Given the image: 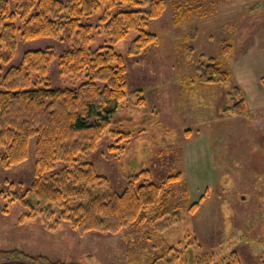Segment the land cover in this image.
I'll use <instances>...</instances> for the list:
<instances>
[{"label": "rangeland", "instance_id": "374dc122", "mask_svg": "<svg viewBox=\"0 0 264 264\" xmlns=\"http://www.w3.org/2000/svg\"><path fill=\"white\" fill-rule=\"evenodd\" d=\"M7 1L14 9L21 0ZM164 1L147 29L155 43L128 56L137 35L131 31L112 46L125 60L127 98L95 148L75 164L94 167L101 180L89 190L102 201L130 182L137 188L180 180L162 185L141 225L79 232L56 205L51 216L32 199L30 139L25 161L0 167V264H235L234 254L238 264H264V0ZM101 13L81 21L93 26L91 50L103 45L96 27ZM17 43L1 74L28 51L50 50L51 88L86 81L58 75V56L78 47L75 40L21 41L17 34ZM212 60L222 62L225 82L207 79L202 68ZM63 166L57 162L48 173ZM86 198L71 200L68 210ZM165 209L164 218H155Z\"/></svg>", "mask_w": 264, "mask_h": 264}, {"label": "trees", "instance_id": "16d2710c", "mask_svg": "<svg viewBox=\"0 0 264 264\" xmlns=\"http://www.w3.org/2000/svg\"><path fill=\"white\" fill-rule=\"evenodd\" d=\"M165 4L164 0H21L10 9L7 0H0V65H7L13 58L17 34L21 41L63 36L79 44L64 50L57 60L59 76L86 79L73 89L50 87L47 76L54 57L50 50L26 52L18 66L3 74L0 68V167L25 161L29 140L35 138L34 180L29 189L32 199L40 213L51 216V205H56L62 210L60 217L79 232L114 233L131 223L141 225L162 185L180 180L176 175L161 186L149 183L137 188L130 182L123 193L102 201L89 190L101 180L94 167L75 164L77 156L95 148L110 126L111 115L127 98L125 60L112 46L131 31L137 35L128 47V56L155 43L157 36L147 29L161 16ZM100 8L102 15L96 27L102 30L103 45L91 50L93 26L81 21ZM226 54L221 50L218 57L223 60ZM221 63L212 60L203 66L210 82L226 81L227 72ZM142 100L138 99L137 104ZM57 162L64 166L48 173ZM84 196L85 204L68 210L71 200ZM167 214L165 209L155 218ZM234 255L231 262L238 264Z\"/></svg>", "mask_w": 264, "mask_h": 264}]
</instances>
